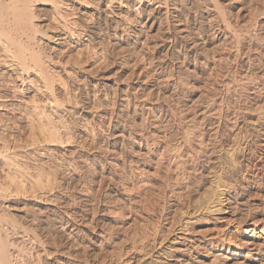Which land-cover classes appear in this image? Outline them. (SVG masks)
I'll return each instance as SVG.
<instances>
[{
  "label": "bare ground",
  "instance_id": "1",
  "mask_svg": "<svg viewBox=\"0 0 264 264\" xmlns=\"http://www.w3.org/2000/svg\"><path fill=\"white\" fill-rule=\"evenodd\" d=\"M227 1L247 23L233 26L218 0H0V264H87L90 255L100 262L132 222L164 213L162 202L179 211L194 196L211 167V156L196 151L203 129L224 124L228 138L239 117H255L264 103V0L255 9L253 0ZM99 44L127 54L111 64ZM179 44L191 55L172 52L175 75L156 57ZM231 61L242 72L235 92L249 106L235 119L223 114V100L198 104L207 98L199 82ZM175 101L190 115L181 113L186 132L171 147ZM255 121L264 132V114ZM163 186L165 200L155 194ZM222 193L229 210L234 196ZM251 231L264 235V226ZM150 237L132 249L165 240ZM170 248L164 264H192Z\"/></svg>",
  "mask_w": 264,
  "mask_h": 264
},
{
  "label": "rangeland",
  "instance_id": "2",
  "mask_svg": "<svg viewBox=\"0 0 264 264\" xmlns=\"http://www.w3.org/2000/svg\"><path fill=\"white\" fill-rule=\"evenodd\" d=\"M254 1L255 0H253V2H251V5H253L252 7L255 9L260 5V2L257 0L255 3ZM218 2L221 5L226 2L224 5H222V7H223L222 9H223L225 15L228 17L229 22H231L233 26H235L234 23H236V22H238L240 24H245L243 21H245L246 23L248 22V20L246 21V18L248 19L249 15H247V17H244L242 15L243 13L241 11L236 12V10H232L231 8L228 9L227 7H230V4L228 3L227 0H218ZM227 3L229 6L227 5ZM255 4H256V6H255ZM225 10H227V12ZM237 14H240V15H237ZM234 15H237L238 17H236V16L234 17ZM242 16H243V19H245V20L242 19ZM229 17H230V19H229ZM103 46H104L105 50L108 48V50H106V51L103 50L106 53V54H104L105 60H108L107 57L110 56L109 60H110L111 64L112 63L115 64L119 59H121V54H122V56L127 54V53H124L121 49H120V51L122 53L121 52L119 53V50L117 52L116 50L118 48H114L113 45L110 46V44H109V47H107L108 45L104 44ZM103 46L99 44V46H95V47L97 49V48H103ZM177 46H176L177 49L174 48L173 46H170L167 49L166 54L163 53L162 56H160L161 55L160 54L158 57H156V61L157 60L159 61L161 58V61H166L169 63L170 68L173 66L171 68V73H173L175 75L177 72L176 63H175L176 60L174 59V57L172 58V56H171L172 52L176 53L179 56L182 55L181 58L185 55L187 57L189 54L191 55V53H189V50H187V48L184 44L183 45L179 44ZM174 49L175 50L179 49V50L177 52ZM185 49L187 50V52L185 51ZM211 50H212V48L211 49L209 48V52L212 54L215 51V49L212 51ZM179 51H180V53H179ZM117 53H119L120 55L117 56L118 55ZM187 53H189V54H187ZM222 53H225V51H222ZM183 54H185V55H183ZM115 56H116V58H115ZM163 56H164V58H166L165 60H164ZM170 57L172 60L173 59L174 60L172 61L170 59ZM169 59H170V61H169ZM190 59L193 60V57ZM225 66L226 67H224V66L220 67L221 69L220 68L216 69L218 72L217 71L213 72V74H211L213 76H210L209 75L210 72H209V74H208L209 76L206 75L207 79H206V77H204V80L199 82V84H198V85H200V86H198L199 90H201V91L203 90L205 92L204 93L202 91L203 95L205 94L203 97H204V99L206 97L207 98L203 101L199 100L200 103L198 101L197 102L200 106L205 107V106H210V105L213 106V104L215 105L216 103L214 101L217 102L219 100L220 101L223 100L222 101L223 103L224 102L227 103V104L224 103V105L222 104L223 105L222 106L223 114H226L227 112L229 114L234 113L233 119H235L234 117L237 118L239 115L238 112H242L244 114L245 113L244 111L249 106L245 107V105H247V102H246V98L244 100V97H246V96L244 94H242L243 95L242 96L241 94H237V92H235L236 91L235 88L237 87L236 85H238L239 81H240V78H239L240 75L239 74L242 73V72L238 71V70H240L239 69L240 68L239 63L236 64V62L231 61V62H228V65H225ZM219 71H222V72L219 73ZM151 77H153V76H151ZM151 77H150V79L152 80ZM214 77H215V79H214ZM216 77H218V78H216ZM123 78H124V76H123ZM126 78H127V76L123 79V80H125L124 83H127L128 78L127 79ZM234 78H235V80H234ZM130 80H131V82H130ZM130 80H129V84H132L131 86H133L134 83L136 82V80H134V78H131ZM132 81L133 82L135 81V82L133 83ZM202 82L203 83L206 82L205 83L206 85L203 84ZM225 82H227L228 85H226L227 83L224 84ZM232 82L235 83V85ZM237 82H238V84H237ZM222 83L224 86L222 85ZM209 84H211V85H209ZM229 86H232V87H229ZM205 87H206V89H205ZM218 88H220V89H218ZM225 88H227V89H225ZM230 88H234L235 90L230 89ZM208 89H209V91H207ZM215 89H216V92L214 91ZM217 90H219V91H217ZM228 90H229V92H228ZM104 92L106 94H110V92H108L106 90H104ZM206 93H209L210 97ZM233 98H235V99H233ZM226 99L230 100V102L228 100H227L228 102H226ZM133 100L135 103L139 104L138 100H135V99H133ZM234 100H236V101H234ZM175 102L178 103L177 106H179V107H176L175 103L173 106H171L172 111L175 110L173 113L175 114V116L177 115L174 119V123L176 120L177 121L175 124L173 123V125H172L174 127L173 128L174 134L172 133L174 135V136L172 135L174 140H173V138H171L172 139L171 140L172 142L170 141L171 147L177 146L180 143V140L183 139V136L185 135V132H186V130L182 128L183 125L180 122V117H181L180 115L186 113L185 110L182 111L183 109H181V107L183 108V103L180 101H175ZM244 102H245V104H244ZM205 103H206V105H205ZM229 103H231V105ZM233 103H234V106H233ZM263 104L264 103H262V104L259 103L256 105V107H254L255 108L254 112H256L255 117H257V115L260 113L264 114V105ZM259 105H261V106H259ZM227 106H229V107H227ZM231 107L232 108L237 107V108L236 109L233 108L234 109L233 110ZM173 108H174V110H173ZM227 108H228V110H227ZM229 108L232 110L230 111ZM240 108L242 110H244V109L245 110L241 111ZM255 110H257V111H255ZM192 113H193V111H192ZM186 114H188V113H186ZM188 115H190V114H188ZM244 117L245 118L239 117L238 123H240V124H238V123L236 124L237 128L236 127L233 128L234 130H232V132H231L232 134H230L228 136V138H226V133H225V136L223 134L224 137L221 138V136H222L221 134L226 132L225 130H227L226 127H223L224 124H221L222 127L220 126L219 128H217V127L215 128V126H214L213 128H210L207 130L203 129L202 133H206V134L202 135L204 139L201 140L202 138L201 139L199 138L198 141H201V143H202V141L205 142V140L207 139L206 140L207 143L205 142V144H204V142H203V145L201 144V147L198 146L196 151H198L197 152L198 155H199V151H201V152L203 151L202 153L204 155H210L211 156V157H208V159L207 158H205V159L208 160V161L206 160L207 166L208 167L211 166L213 169L211 167H209L210 172L208 171V173L205 174V176L203 177L204 183H202V185H200L201 186L200 188H197V187L195 188L194 193H192V194H194L195 197L193 195H191V196H193L192 198H191V196H190V198H189V196H184L181 199V203L184 206L181 204L182 207L180 206V208H182L183 210L182 209L180 210L178 208L179 209V211H178V210H176L175 207H170V206H169V210H168V209H166V208H168L167 207L168 204L166 205L165 202H162L163 203L161 206L162 210L164 209L167 211H165L164 213L159 212V214L158 213L153 214L151 212L149 215H147L148 217L145 216L146 219L141 218V219H138L139 221L136 220L135 222H132L133 224H131V226L134 225V223H135V226H132V228H131V226H127V229L125 228L124 232L122 233L123 237L121 236L122 238L120 237L116 240L114 249L112 251L107 252L105 254V256L102 259H100V262L99 261L96 262V259H95L96 257L95 256L93 257L92 255H90L88 258L89 261L87 262V264H98V263L99 264L100 263L101 264H107V263L108 264H136L133 261L127 262L128 261L127 259H130L132 256H137V258L141 257V256L143 257V258H140V260H139V262H137V264H164L165 260H163V258L165 256L163 255V251L165 249L168 250L169 247H171L170 249L173 251L172 252L169 249L172 254L173 253L175 254V252L177 253V251H178L177 254H179V255L183 254L184 256L186 255L185 257H187L192 264H264V235L260 234L258 231L255 233L251 231L254 227L261 228L262 226H264V140L261 139V138H263L262 134H264V132L260 133L258 128H256L257 126H256L255 122L257 121V119L255 121L254 115H252V116L244 115ZM246 118H247V120H246ZM223 119L225 120L226 118L222 116L221 120H222V122H225ZM193 120H194V118H193ZM180 128H181V130H180ZM222 128L223 129L225 128V129L223 130ZM221 129H222V131H221ZM216 130H217V132H216ZM182 131H183L184 135L182 134ZM209 131H210V133L208 135L207 132H209ZM212 133L213 134L216 133V136L213 135ZM257 133H260L258 137L255 136V134L258 135ZM211 134L213 137L211 136ZM210 136L213 138V140L211 139ZM177 139H178L179 143H178ZM217 139L219 140L220 143L218 142ZM222 139H224V141ZM210 141L211 142L214 141V143H216V144H214V143L212 144ZM204 145L207 146V148ZM199 147L202 150H199L200 149ZM201 152H200V155H203V154H201ZM211 152H212V155H211ZM208 153H210V154H208ZM209 160H210V162H209ZM207 162H209V163H207ZM232 162H234L236 165L233 164ZM229 163L233 164L234 166L229 165ZM229 166L230 167L233 166V169H232V167L230 168ZM234 169H236V170L234 171ZM231 170H232V173H231ZM211 172H212V174H211ZM233 173H235V174L233 175ZM208 174H210V175L207 177ZM205 177L207 180L205 179ZM174 183H175L174 179H172V180L171 179L170 180L165 179V181H164V185L165 184L169 185V184H174ZM217 185H218V187H217ZM216 187H217V189H216ZM163 189H164V186L161 189L159 188L156 191L157 193L155 192V194H157L161 199L164 198V200H165V198L167 199V197H166L167 195H165L163 193L164 192ZM222 191L224 193L228 191L231 194H233L235 200L233 199L234 201L232 200V204L230 205L232 211H231V209L228 210L226 208V203H223V201L221 200L223 197ZM219 193L222 195H220ZM186 198H188V199L185 200ZM183 200H184V202H183ZM186 201H188V202H186ZM217 204H218V209L221 211H219L217 209ZM232 205H234V206L232 207ZM163 206H165V207H163ZM213 206L214 207L216 206V210H218V211H216ZM222 209H223V211H222ZM11 213H9L8 216H10ZM160 213H162V214H160ZM168 213L171 215L172 214H174V215L171 216ZM170 217H171V219H170ZM167 218H169V219H167ZM173 219H174V221H173ZM137 221H138V224H137ZM169 221H170L171 225L169 224ZM174 223H175V226H173ZM168 224L170 225L169 229H168V227H169ZM178 228L180 230V232H178V233L177 232L176 233L175 232L167 233V231H170V230L175 231ZM159 232H160V234H159ZM161 232L164 234H162ZM143 234L146 238L143 236ZM161 234H162V236H160ZM165 234L168 236H165ZM148 235H149V237L153 236L152 238H154L156 236V237H158L159 240H161V239H165V240L161 246H154V247L150 246L149 249H148V247H146L147 252H146V249L144 252L142 251L144 254L142 252L140 253L139 251H135L134 249H132L134 247L133 245L135 243H136L137 247H138L139 242H141L140 244H142V243L144 244V242H142V239L143 238H145V239L149 238ZM140 244H139V247H140ZM136 252H139V254Z\"/></svg>",
  "mask_w": 264,
  "mask_h": 264
}]
</instances>
